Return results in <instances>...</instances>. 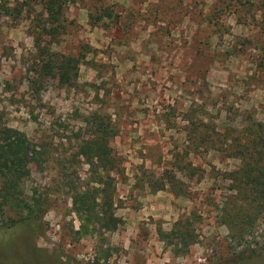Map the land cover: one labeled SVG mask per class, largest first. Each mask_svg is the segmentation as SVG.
Segmentation results:
<instances>
[{
	"label": "rangeland",
	"instance_id": "374dc122",
	"mask_svg": "<svg viewBox=\"0 0 264 264\" xmlns=\"http://www.w3.org/2000/svg\"><path fill=\"white\" fill-rule=\"evenodd\" d=\"M44 1L0 0V122L49 152L23 178L49 202L37 234L0 218V264H264V210L241 238L219 217L238 160L189 135L193 122L213 135L264 120V0H63L54 35L40 30ZM35 38L77 58L69 82L41 74ZM91 113L121 166L119 222L99 233L80 229L54 188L88 176L75 151ZM177 219L186 246L173 237Z\"/></svg>",
	"mask_w": 264,
	"mask_h": 264
},
{
	"label": "trees",
	"instance_id": "16d2710c",
	"mask_svg": "<svg viewBox=\"0 0 264 264\" xmlns=\"http://www.w3.org/2000/svg\"><path fill=\"white\" fill-rule=\"evenodd\" d=\"M62 5L63 0L43 2L42 10L47 19L40 26L41 33L54 35L64 28L60 19ZM34 46L43 56L41 74L57 77L62 84L69 82L77 58L46 51L37 38ZM90 116H93L94 130L79 140L75 151V155L87 165L88 176L82 180L65 178L55 182L54 188L71 199L80 229L99 233L115 229L119 222L113 214V195L114 175L120 172L121 166L119 158L107 144L108 137L112 135L110 129L94 113ZM197 129L193 122L189 135L194 143L216 147L238 160V165L224 175L227 192L218 211L232 237L241 238L264 210V120H253L236 130L240 132L239 136L228 130L210 135L199 133ZM48 153L44 143L32 141L22 131L0 122V218L5 228L21 227L27 230L28 236L37 234L35 222L42 217L49 202L36 195L33 188H29L27 194L23 178L28 165L33 164L40 169ZM60 171L63 173L58 168ZM168 181L174 183L177 180L172 176ZM185 232L186 221L177 219L173 227L177 244L181 242L186 246L193 242Z\"/></svg>",
	"mask_w": 264,
	"mask_h": 264
}]
</instances>
